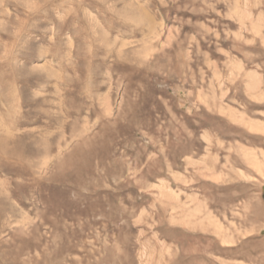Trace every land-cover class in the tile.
I'll use <instances>...</instances> for the list:
<instances>
[{
    "label": "rangeland",
    "instance_id": "1",
    "mask_svg": "<svg viewBox=\"0 0 264 264\" xmlns=\"http://www.w3.org/2000/svg\"><path fill=\"white\" fill-rule=\"evenodd\" d=\"M0 264H264V0H0Z\"/></svg>",
    "mask_w": 264,
    "mask_h": 264
}]
</instances>
